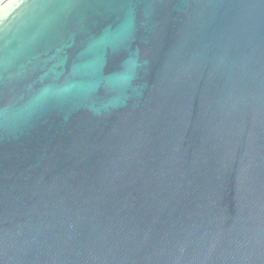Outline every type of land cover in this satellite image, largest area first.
Wrapping results in <instances>:
<instances>
[{
  "label": "water",
  "instance_id": "95a60500",
  "mask_svg": "<svg viewBox=\"0 0 264 264\" xmlns=\"http://www.w3.org/2000/svg\"><path fill=\"white\" fill-rule=\"evenodd\" d=\"M0 264H264V0L0 1Z\"/></svg>",
  "mask_w": 264,
  "mask_h": 264
},
{
  "label": "flooded vegetation",
  "instance_id": "af4514ba",
  "mask_svg": "<svg viewBox=\"0 0 264 264\" xmlns=\"http://www.w3.org/2000/svg\"><path fill=\"white\" fill-rule=\"evenodd\" d=\"M0 1H2V0H0Z\"/></svg>",
  "mask_w": 264,
  "mask_h": 264
}]
</instances>
